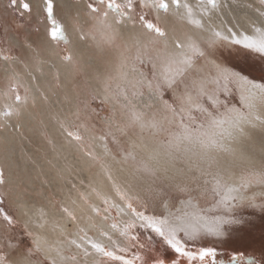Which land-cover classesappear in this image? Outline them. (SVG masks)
<instances>
[{
  "label": "snow or ice",
  "instance_id": "snow-or-ice-1",
  "mask_svg": "<svg viewBox=\"0 0 264 264\" xmlns=\"http://www.w3.org/2000/svg\"><path fill=\"white\" fill-rule=\"evenodd\" d=\"M3 7L0 62L19 64L30 83L16 70L0 81V132L20 133L19 120L38 105L57 107L63 147L95 171L91 179L75 169L65 176L49 161L56 181L45 176L39 199L13 203L0 165V264H264V231L258 250L247 244L255 221L264 224V0L255 8L246 0H6ZM57 13L104 61L93 69L95 86L73 81L68 110L57 95V61L76 79L84 64ZM26 24L38 37L44 25L43 38L23 35L22 53L13 55L9 33L15 39ZM105 106L110 113L101 116ZM257 143L259 163H246L257 160ZM176 161L188 165L181 181L166 175ZM126 167L130 179L121 181L117 171Z\"/></svg>",
  "mask_w": 264,
  "mask_h": 264
},
{
  "label": "bare ground",
  "instance_id": "bare-ground-1",
  "mask_svg": "<svg viewBox=\"0 0 264 264\" xmlns=\"http://www.w3.org/2000/svg\"><path fill=\"white\" fill-rule=\"evenodd\" d=\"M246 2L248 1L246 0ZM67 3L69 6L74 4L71 0H67ZM248 11L251 16L255 17L256 14L252 9ZM57 16L60 18L69 34L70 47L84 64L85 78L92 86H95V82L91 79L93 69H102L104 61L96 57L90 46L86 42L80 41L77 35L71 31L63 13H57ZM50 52L51 49L43 54L47 56ZM89 63H91V67L88 66ZM57 64L60 67L63 81V89L57 95L63 108L68 110L72 103V92L70 89L75 86L74 80L75 83L78 82L76 78L69 77L70 69L68 67L59 65L58 61ZM12 70L14 69L7 68V71ZM24 70L25 69L22 68V71ZM7 71L2 72L5 74ZM40 79L42 87L46 88L50 84V73L47 68H45V76ZM65 96L67 99H65ZM48 109V106L38 105L37 111L39 116L31 110L27 112L19 120L21 125L20 133L11 131L7 128H5V133L0 132V165H4L8 170L13 203H16L17 200L26 201L33 198L39 199V192L35 190L40 188L41 181L45 176L48 177L50 181H56L55 169L51 166L49 161L65 170V176L69 175L68 169H75L77 174L87 176L89 179H91L94 174L95 170L89 168L87 162L79 153L63 147L59 129L53 119V116L57 114V109L56 111H49ZM44 131H47L49 139L54 141L55 152L52 149V145L46 142L43 135ZM150 152V148L143 149V154L145 156ZM57 154H59V157ZM255 155L257 156V160H248L245 162L252 164L259 163V143H257L255 147ZM129 173L130 169L127 167L122 171L118 170V179L121 181L130 179ZM188 174H190L188 173V165L181 161H176L169 168L166 175L176 181H181L184 179L185 175ZM60 183H62V181ZM145 183H147V181H145ZM104 190L107 191V188ZM48 211L49 215L53 217V220L59 218V213L56 212L55 209L49 208ZM61 223H63V221H61ZM56 236L57 233L53 230V224L50 223L47 229V237L49 240H55Z\"/></svg>",
  "mask_w": 264,
  "mask_h": 264
},
{
  "label": "rangeland",
  "instance_id": "rangeland-1",
  "mask_svg": "<svg viewBox=\"0 0 264 264\" xmlns=\"http://www.w3.org/2000/svg\"><path fill=\"white\" fill-rule=\"evenodd\" d=\"M71 1L74 2V3L76 2V0H71ZM247 1H248L247 3H252L254 5V8L259 6V0H247ZM5 3H6V0H0V25L5 24L7 22V20L9 19L8 14L5 13V11H4V7L3 6H4ZM57 19H58V21L61 24H63L58 16H57ZM34 28H35V24H26L24 29L21 30V34L17 35L15 39L12 38L14 34L9 33V36H8L7 40L11 44V46L13 48V53H12L13 55H19V54L22 53L23 50L21 49L19 42H20V40L23 39V35H25V34L26 35H30L32 37V39H34V40H38L40 37H43L45 26L44 25L40 26L41 31H40L39 37L33 31ZM0 38H3L2 30H0ZM60 47H64V46L60 45ZM22 68H21V66L19 64H15L14 65V70L19 71L21 74H23L24 79L26 81H28L27 74H26L27 71H26V69L24 70L25 72L22 71ZM2 71H4V72L7 71V68L2 62H0V81H2V79H3L4 75H5ZM85 80L88 81L85 78V75L83 73L82 76L79 79H77V82L80 83V82L85 81ZM55 98L56 97H54V99ZM93 107L99 108L100 106L98 104L94 103ZM48 108H49L48 109L49 111H56V109H57L56 107H52V106H48ZM31 111H33L35 114L38 115L37 108L34 109V110H31ZM109 113H110V107L105 106L103 108V110L100 112V115L101 116H107V115H109ZM5 132L6 131L4 130L2 133H5ZM43 135H44V138H45V140L47 142V139H49L47 131H44ZM262 231H264V224H262L261 221L259 219H257L255 221V227L253 229L252 236L250 238H248V241H247V244L250 247V249L258 250L260 248V244H261L260 236H261V232ZM226 247L237 248V247H240V245L239 244H229Z\"/></svg>",
  "mask_w": 264,
  "mask_h": 264
}]
</instances>
